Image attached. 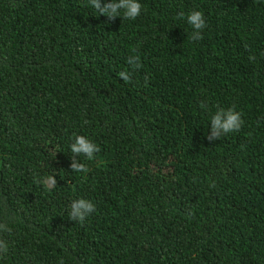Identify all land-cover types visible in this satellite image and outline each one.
Listing matches in <instances>:
<instances>
[{
    "label": "trees",
    "instance_id": "16d2710c",
    "mask_svg": "<svg viewBox=\"0 0 264 264\" xmlns=\"http://www.w3.org/2000/svg\"><path fill=\"white\" fill-rule=\"evenodd\" d=\"M137 2L0 0V264H264V0ZM229 108L241 130L209 141Z\"/></svg>",
    "mask_w": 264,
    "mask_h": 264
},
{
    "label": "clouds",
    "instance_id": "9594fccd",
    "mask_svg": "<svg viewBox=\"0 0 264 264\" xmlns=\"http://www.w3.org/2000/svg\"><path fill=\"white\" fill-rule=\"evenodd\" d=\"M91 7H93L100 16H105L109 20H114L117 16H120L123 11V16L126 19H136L140 13L142 5L137 0H111L109 3H101V0H88ZM184 14L181 13L177 19H182ZM187 23L192 26L194 32L192 34V40L201 39V31L206 27L204 14L201 11H193L187 15ZM139 56H132L128 59V64L134 69L138 70L141 67L139 62ZM254 59V57H250ZM120 77L124 82H130L131 73L127 70L119 72ZM201 108L207 109V104H201ZM244 124V120L241 118V114L235 111L234 108L227 110L217 111L211 118L212 131L211 135L207 137L209 141L214 139H220L223 135L239 132ZM71 152L74 154L73 162L71 165L73 172H87L88 168L85 164L78 162L75 157L80 155L85 156L88 160L94 158V154L100 151V148L88 138L83 135L74 137V143L70 145ZM48 189H52L57 185L55 176L48 175L40 180ZM95 211V205L86 199L74 200L71 203V210L69 212V219L73 221L83 222L90 214ZM0 231H10L6 224L0 223ZM7 242L0 239V253H7Z\"/></svg>",
    "mask_w": 264,
    "mask_h": 264
}]
</instances>
